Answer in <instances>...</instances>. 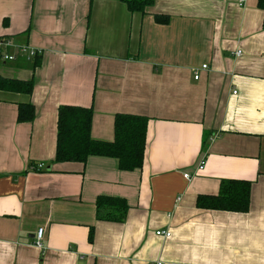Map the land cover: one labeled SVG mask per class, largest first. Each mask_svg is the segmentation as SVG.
Segmentation results:
<instances>
[{
    "label": "crops",
    "instance_id": "0c3cea01",
    "mask_svg": "<svg viewBox=\"0 0 264 264\" xmlns=\"http://www.w3.org/2000/svg\"><path fill=\"white\" fill-rule=\"evenodd\" d=\"M257 2L153 0L130 12L121 0H0V38L41 50L37 62L0 63V76L33 81L30 94L0 89V264H264ZM21 103L32 121H17ZM62 105L92 108L91 136L104 141L117 113L147 116L142 167L55 161ZM227 179L250 181L246 211L197 206ZM99 196L123 198L124 219L98 220Z\"/></svg>",
    "mask_w": 264,
    "mask_h": 264
},
{
    "label": "trees",
    "instance_id": "16d2710c",
    "mask_svg": "<svg viewBox=\"0 0 264 264\" xmlns=\"http://www.w3.org/2000/svg\"><path fill=\"white\" fill-rule=\"evenodd\" d=\"M130 12H143L153 0H121ZM263 10L264 0H258ZM165 20V17L162 20ZM157 20H161L157 16ZM38 56L36 62L38 60ZM35 62V63H36ZM0 89L30 94L32 79L19 80L0 76ZM35 116L34 106L30 103L18 105L17 121L29 122ZM92 108L62 105L57 111V135L55 161H74L85 163L92 155L113 157L118 160L121 170L132 171L141 168L144 157L148 117L142 115L117 113L114 118V139L104 141L91 136ZM37 171H40L37 170ZM250 181L227 179L221 181L220 190L215 195L200 194L196 198L198 207L246 211L249 206ZM128 205L123 198L99 196L96 200L98 220L120 222L124 219ZM89 239H92L90 232Z\"/></svg>",
    "mask_w": 264,
    "mask_h": 264
},
{
    "label": "built area",
    "instance_id": "2783aa9c",
    "mask_svg": "<svg viewBox=\"0 0 264 264\" xmlns=\"http://www.w3.org/2000/svg\"><path fill=\"white\" fill-rule=\"evenodd\" d=\"M243 0H239V2H242ZM41 50L36 49V48H32L29 45L25 44V43H20L15 41L12 38H0V63H5V62H11L16 60V58L21 55V56H25L26 58H30V57H34V56H38L40 55ZM241 51H237L235 54L236 55H240ZM203 68L206 67V65L204 64L202 66ZM198 75H195V78H197ZM203 164H204V160L203 158L198 162L196 170L198 171L201 168H203ZM43 167L42 163H38L32 166V169L34 170H39ZM183 176L186 179H190L191 176L188 173L183 174ZM155 233L157 235H162V236H169L170 235V231L169 230H156ZM43 234H44V229L43 227H40L36 230L35 232V238H34V245L38 248H41V250L43 249ZM150 264H164L162 261L160 260H155V261H151Z\"/></svg>",
    "mask_w": 264,
    "mask_h": 264
}]
</instances>
